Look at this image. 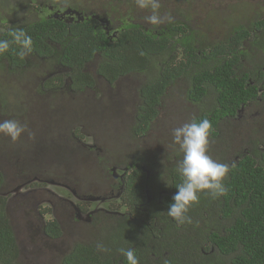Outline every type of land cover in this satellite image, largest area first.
Segmentation results:
<instances>
[{
    "label": "trees",
    "instance_id": "obj_1",
    "mask_svg": "<svg viewBox=\"0 0 264 264\" xmlns=\"http://www.w3.org/2000/svg\"><path fill=\"white\" fill-rule=\"evenodd\" d=\"M64 2L60 6L54 0H25L27 9L36 14L35 20L9 27L0 23V40L13 41L10 32L19 30L33 40L32 51L23 58L18 55L20 46L10 43L9 50L0 54V68L14 72L32 69L34 58L49 61L52 68L63 72L41 80L39 90L43 93L66 85L78 92L94 89L97 77L111 85L131 74H142L144 80L138 89V110L127 134L130 140L125 136L126 142L111 145V149L118 148L110 152L114 160L101 156L89 168L96 174V167L105 162L111 191L118 199L112 204L116 213L97 210L92 220L98 222L94 242L75 244L60 264H128L121 248L134 249L144 264H207L205 251L210 245L220 253V263V258L226 256L230 264H264V140L250 138L230 160L219 146L208 150L210 156L229 167L223 181L226 193L218 197L208 190L199 193V203L188 212L192 223L184 224H178L167 213L177 192L175 186L182 181L178 166L183 153L172 151L162 163L155 152L150 156L142 152V147L130 152L123 148L130 141L143 140L150 132L163 96L178 81L185 84L187 99L198 107L193 119L212 122L210 139L217 145L225 122L236 118L249 103L264 99V12L248 16V11L237 13L241 3L223 6L219 0H159V15L171 16L172 20L152 25L145 19L152 15L151 8L138 7L136 0ZM210 3L211 7L206 8ZM66 10L71 13L63 14ZM225 27L222 35L216 34ZM72 135L77 138L76 129ZM103 146L87 147L100 153L109 150ZM36 171L26 181H44ZM85 179L101 181L96 177ZM5 183L6 174L0 166V264H23L7 213V196L1 191ZM85 187L83 181L77 188L71 187L75 198L81 197ZM149 194L155 200L153 206L146 203L151 214L144 217L137 209ZM79 200L76 206L86 212L88 208L82 203L86 199ZM118 210L124 215H118ZM102 221L105 224L99 228ZM42 229L51 238L62 234L56 219L45 222Z\"/></svg>",
    "mask_w": 264,
    "mask_h": 264
},
{
    "label": "rangeland",
    "instance_id": "obj_2",
    "mask_svg": "<svg viewBox=\"0 0 264 264\" xmlns=\"http://www.w3.org/2000/svg\"><path fill=\"white\" fill-rule=\"evenodd\" d=\"M54 2L60 6L65 3L64 0ZM219 3L223 6L241 3L237 13L248 11V16L259 10L264 12V0H219ZM36 18V14L27 9L25 0H0L2 27L29 23ZM2 27L0 25V30ZM225 29L227 27L219 29L216 34L222 35ZM32 61L35 64L32 69L19 68L10 72L0 68V122L15 119L28 126L15 142L0 133V166L6 174L1 191L7 196V213L20 247V261L23 264H60L74 244L94 239L98 226L95 225L98 222L76 218L73 203L80 200L75 198L71 187L77 188L82 181L86 184L80 196L86 199L82 203L90 210L108 209L118 201L116 193L111 191L112 180L104 171L105 162L96 167V174L89 168L91 164L96 165L101 156L114 160L110 152L118 148L111 149V145L126 142L125 136L130 140L127 134L138 110V89L144 76L127 75L113 85L97 77L94 89L78 92L66 85L43 93L39 90L41 78L60 75L63 70L52 68L47 60L34 58ZM90 70H94V64ZM185 90V84L180 81L170 86L150 132L143 140L130 141L123 148L130 152L142 147L146 155L159 154L162 163L171 157L170 152L180 151L173 142V129L192 122L198 113V107L187 99ZM75 129L76 139L72 137ZM113 134H120V139ZM220 137L217 145L210 139L209 149L219 146L227 160L250 138L251 141L256 137L264 140V101L245 106L238 117L225 122ZM90 145H104L109 150L100 153L92 147L89 150L87 146ZM35 170L47 181L38 184H33L32 178L26 181ZM88 177L101 181L89 182L85 179ZM91 196L94 199H88ZM54 219L62 230L58 238L48 237L42 229L45 222ZM103 224L105 221L100 222L99 228Z\"/></svg>",
    "mask_w": 264,
    "mask_h": 264
},
{
    "label": "clouds",
    "instance_id": "obj_3",
    "mask_svg": "<svg viewBox=\"0 0 264 264\" xmlns=\"http://www.w3.org/2000/svg\"><path fill=\"white\" fill-rule=\"evenodd\" d=\"M136 3L140 8H151L152 15L145 19L152 25L162 24L165 20L171 22V16L161 17L159 15L158 10L161 7L159 0H136ZM10 35L13 41L0 40V54L9 50L10 43L20 46L18 55L21 58L32 51V37L23 30L12 31ZM27 127V124H21L15 119L5 120L0 122V133L9 136L15 142L27 130ZM212 131H214L212 122L207 118L198 122L193 119L192 122L173 129V142L183 153L178 166L182 181L175 186L177 192L172 197L173 203L169 206L167 213L178 224L192 223L188 212L192 205L199 203V193L208 190L213 197L226 193L223 181L228 175L229 167L208 154ZM120 252L126 257L128 264H139V259L133 249L121 248Z\"/></svg>",
    "mask_w": 264,
    "mask_h": 264
},
{
    "label": "flooded vegetation",
    "instance_id": "obj_4",
    "mask_svg": "<svg viewBox=\"0 0 264 264\" xmlns=\"http://www.w3.org/2000/svg\"><path fill=\"white\" fill-rule=\"evenodd\" d=\"M70 14V13H69ZM72 17V16H71ZM3 30V28H1V30H0V32ZM15 70H18V69H15ZM45 78L46 77H43V78H41V80H42V82L45 80ZM259 101H261V102H263L264 101V99L262 98V97H260L259 99H258V101L257 102H259ZM253 102H255V101H253ZM253 102L252 103H249V105H251V104H253ZM241 112V111H240ZM238 117V116H237ZM256 138H258V137H256ZM76 199H81V197H79L78 195H76ZM94 199V198H93ZM153 200H155V196L154 195H146V197H145V203L141 206V207H139V209H137L140 213H142V215L144 216V217H149L150 216V214H151V211H150V213H149V215H148V208H147V206H145L146 205V203H148V204H152V206H153ZM159 200V199H158ZM73 203V202H72ZM73 207H75V210H74V212H76V218H78V219H81V218H84V219H86V220H88L89 222H92V220H93V215H96L97 214V210H99V209H103L104 211H106V212H108V213H116V211L115 210H113L112 211V209H114V207H109L108 209H104V208H95V209H93V210H90V209H88L86 212H83V211H81V210H79L78 209V207L76 206V204L75 203H73ZM119 212H117V214L118 215H124V212H122V211H120V210H118ZM126 212V211H125ZM142 231H141V235H142ZM144 235H145V233H143ZM91 242H94L93 241V239H90V240H88L87 239V241L86 242H78V243H91ZM205 243V246H207V242H204ZM77 244V243H76ZM75 245V244H74ZM73 245V246H74ZM73 250V247L70 249V251L68 252V253H70L71 251ZM134 250V249H133ZM142 250L144 251V249L142 248ZM142 250L140 251V256H142L143 257V254H144V252L142 253ZM203 251H205L204 250V248L202 249ZM67 253V254H68ZM220 253L219 252H217L216 251V249H215V247H214V245H210V247L208 248V250H206L205 251V256L207 257V264H212V261H214V260H216L215 261V264H226L230 259L229 258H227L226 256H223L222 258H220L221 260H222V263H220V261H219V255ZM215 255V256H214ZM218 257V258H217ZM216 258V259H215ZM139 264H144V263H142L141 261L139 262ZM229 264H230V261H229Z\"/></svg>",
    "mask_w": 264,
    "mask_h": 264
},
{
    "label": "water",
    "instance_id": "obj_5",
    "mask_svg": "<svg viewBox=\"0 0 264 264\" xmlns=\"http://www.w3.org/2000/svg\"><path fill=\"white\" fill-rule=\"evenodd\" d=\"M69 13H71V11L66 10L63 14H69ZM72 14H76L77 16H79L77 12H72Z\"/></svg>",
    "mask_w": 264,
    "mask_h": 264
}]
</instances>
